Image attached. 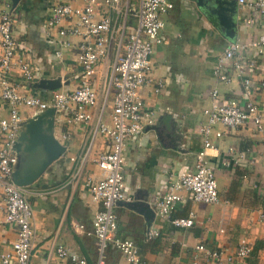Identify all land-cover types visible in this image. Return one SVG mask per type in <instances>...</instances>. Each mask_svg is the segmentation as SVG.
Masks as SVG:
<instances>
[{
  "label": "crops",
  "instance_id": "crops-1",
  "mask_svg": "<svg viewBox=\"0 0 264 264\" xmlns=\"http://www.w3.org/2000/svg\"><path fill=\"white\" fill-rule=\"evenodd\" d=\"M51 1L21 0L12 10L13 36L25 46L33 73L30 83L18 75L14 76V82L20 94L42 99L50 93L34 87L40 79L60 77L59 89L72 90L80 72L76 50L64 49L61 58H57L54 53L61 39L55 35L47 38L44 34V17ZM172 2L173 9L163 18L161 43L154 47L150 57L149 82L139 89L145 108L156 111L154 125L133 137L124 151L123 192L129 201L136 193L147 197L154 217L147 228L141 215L116 203L114 236L133 242L142 264H192L194 246L199 244L230 255L241 238L251 245L244 264H264V224L259 220V213L264 212V161L260 159L264 142L252 124L219 128L221 137L215 140L214 149L207 150L217 185V204L195 203L189 194L182 193L169 218L159 217L153 208L154 200L180 172L192 170L195 153L201 147L197 130L206 120L203 110L211 103L210 92L216 89L220 101L241 97L239 78L233 75L228 82H220L212 76L213 64L228 43L215 20L201 14L187 0ZM250 17L253 23L246 24ZM261 33H264V14L255 16L252 11L237 8L235 40L249 42ZM69 40L73 44L77 42L76 38ZM112 58L113 50L97 63L91 78V88L97 97V106L87 109L92 119L73 124L68 122L67 112H55L54 135L65 151L32 185L24 187L25 199L32 209L28 264H70L68 259L55 255L58 244L83 258L86 264H94L96 243L87 233L100 206L91 200L89 189L101 177L94 161L99 154L109 152L111 143L107 136L94 133V121L102 109L101 120L109 122ZM255 58L257 65L250 76L255 82L264 81V52ZM158 80L163 88L154 93ZM255 99L264 105V88L256 91ZM7 114L8 107L0 100V119ZM35 114L19 109L23 121ZM229 150L242 153V158L237 164L222 166ZM189 213L194 216L190 228L170 223L173 219L187 218ZM150 230L158 235L148 239L146 234ZM15 237V228L4 223L0 194V252L10 249ZM105 264L127 263L110 245ZM196 264L211 263L200 260Z\"/></svg>",
  "mask_w": 264,
  "mask_h": 264
},
{
  "label": "built area",
  "instance_id": "built-area-1",
  "mask_svg": "<svg viewBox=\"0 0 264 264\" xmlns=\"http://www.w3.org/2000/svg\"><path fill=\"white\" fill-rule=\"evenodd\" d=\"M78 2V5L75 4ZM237 8L264 14V0H236ZM173 9L172 0H52L43 22L47 38L59 37V48L54 55L61 58L64 49L76 50V62L80 72L77 85L72 90L57 89L49 97L26 96L19 93L14 76L30 83L33 73L29 54L23 44L13 36L12 9L6 0H0V100L8 107L6 117L0 119V194L4 209V223L15 228L16 237L10 249L0 252L1 264H28L31 242L32 209L25 199L24 187L16 186L11 174L17 158L13 144L23 118L19 109L41 112L53 108L55 112H67L68 122L88 123L92 115L88 108L97 106V97L91 88V78L98 62L113 50L109 76L112 88V110L109 122L101 120V111L95 118L94 133L110 139V150L95 159L101 172L98 181L90 186V197L99 204L94 214L91 231L95 239L94 264H105L108 246L121 254L127 264H142L137 248L128 239L114 236L117 202L129 201L123 192L124 151L128 142L144 128L154 125L155 109L145 108L139 89L149 82L150 57L156 45L161 43L164 16ZM133 22V23H132ZM252 24L253 18H247ZM69 38H76L72 43ZM264 52V33L249 42H228L217 56L212 76L220 82H228L231 76L240 80L241 97L220 101L216 89L210 92V105L203 110L206 118L197 130L201 147L195 153L192 170L180 172L169 188L154 200L153 208L159 217L169 218L170 212L189 194L195 203L217 204L219 201L214 172L207 160V150L214 149L215 140L221 137L219 128H239L250 123L264 142V105L255 99L264 81H253L250 72L255 69V55ZM227 72H230L227 73ZM161 80L155 82L154 93L162 90ZM64 138V136H63ZM242 153L229 150L222 166L237 164ZM264 161V153L260 154ZM193 214L187 218L170 220L175 227L190 228ZM264 224V212L259 213ZM81 228V226H79ZM147 238H155V230L147 232ZM251 251L250 243L241 238L234 252L224 255L221 250L207 249L202 244L194 246L192 264L204 260L211 264H244ZM55 255L68 259L70 264H86L85 260L58 244Z\"/></svg>",
  "mask_w": 264,
  "mask_h": 264
},
{
  "label": "water",
  "instance_id": "water-1",
  "mask_svg": "<svg viewBox=\"0 0 264 264\" xmlns=\"http://www.w3.org/2000/svg\"><path fill=\"white\" fill-rule=\"evenodd\" d=\"M21 0H9L14 10ZM208 18L215 20L216 27L228 42L235 41L237 25L236 0H187ZM34 87L51 93L61 88V78L40 79ZM46 94V93H45ZM53 108L38 112L21 123L20 130L13 144L17 162L11 174L12 182L19 187L32 185L45 170L64 153L65 148L54 135ZM136 193L131 201L117 204L125 206L141 215L147 228L154 217V211L147 197Z\"/></svg>",
  "mask_w": 264,
  "mask_h": 264
},
{
  "label": "trees",
  "instance_id": "trees-1",
  "mask_svg": "<svg viewBox=\"0 0 264 264\" xmlns=\"http://www.w3.org/2000/svg\"><path fill=\"white\" fill-rule=\"evenodd\" d=\"M254 250H257V249H256V247H255V249H254Z\"/></svg>",
  "mask_w": 264,
  "mask_h": 264
},
{
  "label": "rangeland",
  "instance_id": "rangeland-1",
  "mask_svg": "<svg viewBox=\"0 0 264 264\" xmlns=\"http://www.w3.org/2000/svg\"><path fill=\"white\" fill-rule=\"evenodd\" d=\"M132 2L134 1V0H131Z\"/></svg>",
  "mask_w": 264,
  "mask_h": 264
}]
</instances>
